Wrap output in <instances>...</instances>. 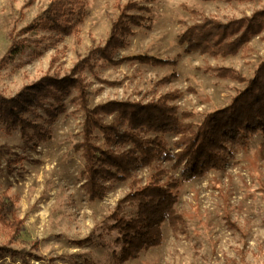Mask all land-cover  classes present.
I'll return each instance as SVG.
<instances>
[{
  "label": "rangeland",
  "instance_id": "rangeland-1",
  "mask_svg": "<svg viewBox=\"0 0 264 264\" xmlns=\"http://www.w3.org/2000/svg\"><path fill=\"white\" fill-rule=\"evenodd\" d=\"M51 1L0 0V94L5 98L46 76L69 75L77 62L105 44L120 14L116 5L129 3L149 8L148 13H126L147 16L144 26H131L133 34L126 38V47L113 53L112 62L94 56L92 69L84 67L78 73L90 108L111 101L146 104L177 92L181 96L174 104L179 112H192V122L198 124L246 87L245 82L206 70L232 68L250 79L264 59V31L226 58L185 54L178 43L185 27L204 16L223 22L250 16L264 8V0H82L85 16L66 32L35 21ZM32 23L35 27L27 29ZM13 42L24 49L9 59ZM135 56L176 64L152 66L130 59ZM164 78L169 80L161 82ZM74 96L76 90L71 89L61 99L63 110L51 121L40 107L25 115L48 132L47 138H38L31 129L30 136L23 137L19 128L7 129L0 123V201L13 205L9 221H21L18 233L0 223V264H118L112 256L119 250L114 243L118 233L110 229L108 217L133 189L132 179L107 182L106 194L89 200L82 187L84 160L75 150L84 115ZM49 100L43 101L44 107ZM114 116L103 121L109 124ZM95 134V144L105 148L102 137ZM165 139L171 147L174 138ZM149 173L139 168L134 176L144 183ZM171 174L179 177V171ZM175 210L180 221L175 229L162 225L158 246L120 264H264V137H252L221 171L180 184ZM134 211L129 205L123 210L125 216Z\"/></svg>",
  "mask_w": 264,
  "mask_h": 264
},
{
  "label": "trees",
  "instance_id": "trees-1",
  "mask_svg": "<svg viewBox=\"0 0 264 264\" xmlns=\"http://www.w3.org/2000/svg\"><path fill=\"white\" fill-rule=\"evenodd\" d=\"M215 1V0H205ZM227 3L254 0H222ZM120 14L111 25L110 35L103 46L91 50L77 62L70 74L59 79L44 77L31 86L24 87L15 97L5 98L0 94V123L4 128H19L23 137L30 136L29 130L38 138L49 136L39 124L25 115L35 107L43 109L51 121L63 110L61 99L76 90L74 100L83 112L81 142L75 146L84 160L81 172L82 187L89 200L101 199L107 192V182H125L132 179L133 189L116 205L108 217L111 230L118 233L115 244L119 250L112 256L120 264L134 259L146 249L160 244L161 227L167 223L175 229L180 221L175 205L178 201L180 184L202 178L211 171H221L235 158L238 150L245 149L252 137H264V59L257 65L250 79H245L232 68H210L206 71L219 78L246 83L224 108L208 113L202 121L194 124L192 112H179L174 102L180 98L177 92L164 94L155 101L140 102L111 101L90 108L86 85L78 74L84 67L92 69L90 60L94 56L112 62L113 53L127 45L126 38L133 34L131 26H144L147 16L126 14L150 10L137 3L116 5ZM85 16L82 0H52L48 7L35 19L41 26L66 32L74 27L73 21ZM34 23V22H33ZM27 29H32L36 24ZM264 31V8L250 16L229 18L223 22L215 17H203L198 23L186 26L178 37L185 54L200 53L213 58H226L237 54L239 49ZM24 46L13 42L7 57L10 59ZM152 66H174L175 60L158 59L151 56L130 58ZM4 61V60H3ZM174 76V74H172ZM171 76V77H172ZM169 77V78H171ZM164 78L161 82H166ZM49 98L48 106L43 101ZM115 115L106 124L103 117ZM97 132L104 147L95 144ZM166 136L174 138L171 147ZM169 164L166 168L161 164ZM139 168L150 171L142 183L134 176ZM179 171L176 178L171 172ZM126 205L134 207L132 216L124 215ZM12 204L0 201V223L20 231L21 221H9ZM89 238L78 241L81 244Z\"/></svg>",
  "mask_w": 264,
  "mask_h": 264
}]
</instances>
